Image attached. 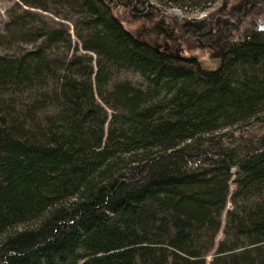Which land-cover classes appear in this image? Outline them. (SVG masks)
Instances as JSON below:
<instances>
[{
  "label": "trees",
  "instance_id": "trees-1",
  "mask_svg": "<svg viewBox=\"0 0 264 264\" xmlns=\"http://www.w3.org/2000/svg\"><path fill=\"white\" fill-rule=\"evenodd\" d=\"M18 2L76 42L18 4L0 30V264H264L249 0L202 21L151 0ZM192 41L218 67L178 54Z\"/></svg>",
  "mask_w": 264,
  "mask_h": 264
},
{
  "label": "rangeland",
  "instance_id": "rangeland-1",
  "mask_svg": "<svg viewBox=\"0 0 264 264\" xmlns=\"http://www.w3.org/2000/svg\"><path fill=\"white\" fill-rule=\"evenodd\" d=\"M239 1L240 0H211L207 3H202L198 0L188 4H176L167 0H151V3L154 7H156V9H158L161 16L168 19H177L178 21H202L209 20V18L215 13L219 14V16H224L223 18L227 17L226 15L229 14L233 6L237 5ZM249 2L251 5H248V7H250L245 11L248 15L244 16L239 22L240 29L243 32L252 28L253 24L264 23V0H249ZM17 4L24 10H29L31 13H39L53 27H59L61 25L67 26L70 29L73 40L76 42L71 23L60 20L46 12L25 7L21 5L18 0H0V30H3L9 21L8 13L12 9H16V11H18L16 6ZM118 12L124 13L122 10ZM19 13H21V11ZM232 23L235 24L236 21H233ZM136 27L134 26L133 28ZM199 45L202 46L199 41H192L190 44H180L176 49L179 55L198 58L205 69H215L218 67V63L211 58L210 49L204 46L202 48H198ZM79 50H81V48H79ZM236 130L240 132L239 129ZM239 132L237 133L240 134ZM229 208L230 206L228 209ZM225 219L226 213L223 216V222H225ZM24 228L26 227L20 226L17 230L20 231ZM221 239L222 233L218 236L217 243ZM210 259L211 258H208V262Z\"/></svg>",
  "mask_w": 264,
  "mask_h": 264
}]
</instances>
